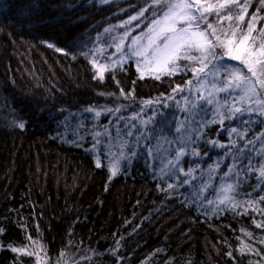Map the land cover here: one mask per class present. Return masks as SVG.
I'll return each mask as SVG.
<instances>
[{"label": "trees", "instance_id": "obj_1", "mask_svg": "<svg viewBox=\"0 0 264 264\" xmlns=\"http://www.w3.org/2000/svg\"><path fill=\"white\" fill-rule=\"evenodd\" d=\"M99 3L0 0V264H264L261 106L199 118L202 138L176 144L182 174L172 179L149 124L163 111L183 132V106L201 80L188 68L146 73L133 58L99 79L102 32L122 34L135 24L118 23L141 12L136 23L146 27L166 11L154 0ZM231 7L241 29L253 16L252 35L264 28L260 0L247 13ZM169 99L176 106L163 108ZM208 171V183L234 185L225 203L202 189Z\"/></svg>", "mask_w": 264, "mask_h": 264}, {"label": "snow or ice", "instance_id": "obj_2", "mask_svg": "<svg viewBox=\"0 0 264 264\" xmlns=\"http://www.w3.org/2000/svg\"><path fill=\"white\" fill-rule=\"evenodd\" d=\"M154 2L157 5L163 4L166 11L160 18L152 21V26L148 27L146 33L132 37L128 45V57L139 58L138 65L144 63L155 66L162 74L167 75H176L183 68H188L193 71L197 79L208 64L215 61L213 75H219L221 69L226 74L224 87L217 90L229 94L237 92L241 102L250 101L261 106L260 114L264 115V96H261V92H264V28H261L256 36L252 35L255 31L256 16L252 17L246 30L241 29L239 25L226 30L221 25L225 19L232 20L230 14L232 5L243 8L244 13H247L249 0H245L243 5L239 0H223L217 4H202L199 7L197 2H189V0H154ZM260 2L264 4V0ZM222 12L225 14L221 15ZM140 15H143V12ZM209 15L215 16L216 26L207 22ZM138 18L134 16L131 19ZM238 19L243 21L244 16L240 15ZM202 25L206 26L202 27ZM218 49L220 51H217ZM226 60L238 63L229 64L225 62ZM181 61H186L187 64L182 65ZM103 72L104 70H100L97 73V77L101 80L104 79ZM143 77L144 73H141L140 78ZM155 79H160V75H156ZM121 93L123 94V90ZM208 103H211V100ZM234 111L240 112L242 109L235 107ZM19 127L24 128V124L20 123ZM96 163L97 167H100L99 160ZM116 174L117 169L113 168L111 177ZM260 175L264 177V168L260 170ZM232 190V185L222 189L224 196L220 203L230 199L227 194ZM2 232L3 229H0V233ZM12 251L23 250L13 248ZM27 254L31 255V253Z\"/></svg>", "mask_w": 264, "mask_h": 264}, {"label": "rangeland", "instance_id": "obj_3", "mask_svg": "<svg viewBox=\"0 0 264 264\" xmlns=\"http://www.w3.org/2000/svg\"><path fill=\"white\" fill-rule=\"evenodd\" d=\"M97 0H95L96 2ZM126 0H105L103 4H100L102 7L110 6L113 3L123 2ZM240 1V0H239ZM100 2V0H99ZM189 2H197V6L199 7L202 4H217L220 2H223V0H189ZM207 15V13H206ZM135 16H138L140 19L141 15L136 14ZM160 18V17H159ZM212 15L208 16V23H211ZM130 21V22H129ZM226 23L221 22V25L224 29L228 30L231 28H236L239 23H242L239 19L235 21L227 20L225 19ZM132 23L131 18L125 19L118 24L125 28L128 24ZM152 26V21L148 24V26L143 27V25L140 23L139 25L135 26L134 28H130L126 31H123L122 34H118L116 30L113 31V33H110V31L104 30L102 33H104L103 39H105V42H107L105 47H100L95 50L96 55L100 54H107L105 58V62H96V67L98 70H104V72L107 69L111 68H117L121 63L120 61H125L127 59H135L138 60L139 58L136 57H128V45L131 42L132 37H136L140 35L141 33H146L148 30V27ZM206 25H202V27H205ZM216 26V24H215ZM101 33V34H102ZM229 36L231 35V32L229 31ZM94 42H98V38ZM100 44V43H99ZM110 50V52H109ZM217 51H220L218 49ZM225 62L229 64H236L237 61H231L226 60ZM215 61H212L208 64V67L204 70L203 73L199 74V79L201 80L200 84H193L192 90H191V99L195 101L193 104H187L184 105L183 108H185V111L189 113L188 118L184 121V131L181 133L176 132V121L173 119V116L169 113L159 111L155 112L152 121L149 124V127L151 126V140H152V149L153 152L156 154V160L159 163V166L162 167L164 170H166L172 179L179 180L182 171L181 168L177 169V165L179 166L180 161L178 158H176V144L180 146H189L193 139H201V134H197L199 126V118H209L210 121L213 120V115L220 112L223 106L224 108L227 107L231 110V112H235V107H240L243 105V103L247 104L245 107L241 108L242 111L239 113H253L257 114L258 110L256 107L259 105L253 104L250 101L241 102L239 99V95L237 92H232L229 94L228 92H220L217 89L224 87V79H225V72L223 69L220 70L219 75H213L215 72V69L213 65L215 64ZM142 69L146 73H158L160 72L159 69H157L155 66H149L148 64L141 63L140 64ZM242 67V66H241ZM247 70L245 69V72ZM103 72V73H104ZM215 85V87L213 86ZM261 96H264V92H261ZM169 99L167 101H164L163 108L165 109H171L175 107L172 102H170ZM211 100V103H208V101ZM221 100H223V104H221ZM251 108V111H247L245 109ZM144 109H150V110H157L156 105H152L151 107L144 106ZM149 111V110H148ZM197 132V133H196ZM178 134V139H177ZM211 172L208 171L206 174L203 175V180L201 182V186L203 187V190H209V189H215L217 192V197L221 194L223 198L224 193L222 192V189L225 188L227 185H230L229 180L222 179L219 182H209L208 178L210 176ZM229 177V176H228ZM190 178V175L187 177V179ZM186 179V180H187ZM195 179V180H194ZM200 179V178H199ZM199 179L195 177H191L189 182H186L187 184H191L194 181H200ZM224 185V186H223ZM233 185V184H231ZM190 186V185H189ZM223 186V187H222ZM234 186V185H233ZM180 189V188H177ZM176 190V189H175ZM194 191V185L191 187L188 191L189 194H193ZM230 197V192L227 194Z\"/></svg>", "mask_w": 264, "mask_h": 264}, {"label": "bare ground", "instance_id": "obj_4", "mask_svg": "<svg viewBox=\"0 0 264 264\" xmlns=\"http://www.w3.org/2000/svg\"><path fill=\"white\" fill-rule=\"evenodd\" d=\"M104 1H105V0H100V3L103 4ZM137 20H138V19H136V20H132V24H135L134 27L137 26V25H139V24L136 23ZM134 27H133V28H134Z\"/></svg>", "mask_w": 264, "mask_h": 264}]
</instances>
